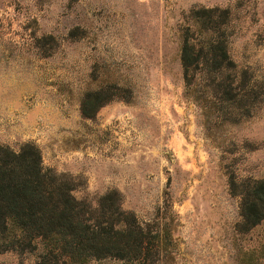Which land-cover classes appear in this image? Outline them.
<instances>
[{
    "label": "rangeland",
    "instance_id": "obj_1",
    "mask_svg": "<svg viewBox=\"0 0 264 264\" xmlns=\"http://www.w3.org/2000/svg\"><path fill=\"white\" fill-rule=\"evenodd\" d=\"M201 6L229 10V55L264 77V0H0V144L34 143L93 207L116 191L159 234L148 264H264V219L241 213L264 177V103L245 114L185 89L181 27Z\"/></svg>",
    "mask_w": 264,
    "mask_h": 264
},
{
    "label": "trees",
    "instance_id": "obj_2",
    "mask_svg": "<svg viewBox=\"0 0 264 264\" xmlns=\"http://www.w3.org/2000/svg\"><path fill=\"white\" fill-rule=\"evenodd\" d=\"M188 16L180 48L185 89L222 106L242 108L245 114L256 102L264 103V77L256 80L253 71L237 68L229 55V10L194 7ZM101 93L87 94L84 114H90L88 97ZM72 188L64 175L42 165L34 143L25 142L18 150L0 144V253L32 254V264H85L105 257L148 264L149 259H159L150 246V239L159 234L152 235L133 212L121 208L116 191L103 194L93 207L78 199ZM243 191L242 224L251 228L264 219V177Z\"/></svg>",
    "mask_w": 264,
    "mask_h": 264
}]
</instances>
